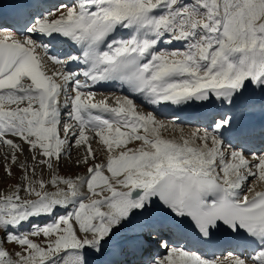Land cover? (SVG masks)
<instances>
[{"label":"snow or ice","instance_id":"obj_1","mask_svg":"<svg viewBox=\"0 0 264 264\" xmlns=\"http://www.w3.org/2000/svg\"><path fill=\"white\" fill-rule=\"evenodd\" d=\"M18 23L0 25V145L6 175L21 172L0 194V231L20 249L0 246V264H132L118 259L129 255L137 264H264V191L244 192L249 180L264 184V151L241 142L255 129L218 111L185 134L178 118L158 119L132 98L254 110L245 93L264 94V0H70ZM57 43L79 54L62 59L50 51ZM99 82L129 95L97 99L88 89ZM260 136L264 147V128ZM73 148L84 174H57ZM44 167L50 179L38 176ZM42 217L51 219L18 232ZM221 230L223 259L169 238L208 243ZM157 241L163 256L150 251Z\"/></svg>","mask_w":264,"mask_h":264},{"label":"rangeland","instance_id":"obj_2","mask_svg":"<svg viewBox=\"0 0 264 264\" xmlns=\"http://www.w3.org/2000/svg\"><path fill=\"white\" fill-rule=\"evenodd\" d=\"M62 133V131H61ZM63 135V133H62ZM25 155L28 154L27 152V146H25ZM92 147L94 149H96V155H97V162L104 159L105 157V153L103 151L100 150V145H98V141L97 140H94L92 142ZM7 147L4 146V145H0V194H4V193H7L9 191V189L15 185L16 183H18L19 181V178L21 177V172H20V169L16 166H12V175L11 176H8L6 175L5 173V157L3 155V153L5 151H7ZM83 153H81L82 155ZM19 155V154H18ZM70 155L72 157V160L70 161L68 159V156L67 154L65 155V157L61 160L60 162V165L58 167V169L56 168L55 166V163H54V169L56 171L57 169V174L61 175V176H75L77 174H84L85 172V168L84 167H77L75 164H74V160L77 156V151L76 149H72L71 152H70ZM20 159H24V156H20ZM59 171V173H58ZM37 172H38V176L42 175L44 179H50V170H48L46 167L43 168L42 172H41V169H37ZM2 190V191H1ZM48 190L49 191H54L55 190V186L54 185H49L48 186ZM21 196L23 198H29L28 196V193L26 192H21ZM68 210H71L70 208ZM59 211V212H58ZM57 211V215H62L63 214V209H58ZM51 219V217H46V219H41L39 221H35L33 220L31 223H24L21 225V227L18 229V232L19 233H22V234H27L30 230H31V227H32V224H44L47 222V220ZM27 225V226H26ZM3 238L6 239V233H4L3 231H0V246H3ZM34 240H36V242L40 243L42 242V240L44 239L43 237H30ZM10 244V246L8 245ZM7 250H9L10 252L11 251H18L20 249V246L19 245H14L12 243H7ZM222 256H226L225 254H222Z\"/></svg>","mask_w":264,"mask_h":264},{"label":"bare ground","instance_id":"obj_3","mask_svg":"<svg viewBox=\"0 0 264 264\" xmlns=\"http://www.w3.org/2000/svg\"><path fill=\"white\" fill-rule=\"evenodd\" d=\"M59 46H60L59 44H56L54 48H59ZM161 47L163 48V47H166V46L162 44ZM171 47L172 48H180V47H182V45L180 43H174ZM157 50H159V49H157ZM59 56L61 58H63L61 55H59ZM49 67L51 68L52 65H49ZM68 69L69 70H73V71L78 70L77 64L73 65L72 67L68 65ZM81 79L83 80V77H81ZM117 84L118 83L116 82V84H113L111 86V88H110L111 91H109V90L95 91V90H92L90 88L88 90L89 91H93L96 94V98L97 99H101L104 96H113L114 97V96L129 95V91H128V89L126 87H124L123 89L121 87V91H120V90H118V88H116ZM248 91H251V89H249ZM132 98L135 100V102H136V104L138 106V110H141V111H144V112L153 111L154 114L157 116L158 119L164 120L165 122H167V121H169V120L172 119V117L166 116L164 114V112L162 111V110H164V108L165 109L166 108H169L168 106H162L163 108L157 110V106H149V105H147L145 103H142V100L139 97H136V96L133 95ZM109 102L111 103L112 101L110 100ZM215 106H217L216 103H215ZM212 107H213V104L211 103V105L209 106V108L212 109ZM179 123L183 127L185 134H189L194 129H196V128H203V127H205L207 125V124H196V123H189V124H186L185 125L183 122H180V121H179ZM165 135L178 137L180 135V133H179V131L173 133L171 130H169L167 133H165ZM138 144H139V142H133V143H131L129 145V147H133L134 148ZM260 151H264V149L262 148ZM253 185H255V190L256 191H264V184H257L254 180H249L248 183H247V185L245 186L244 192L247 193V194H249V195H251V193H248V187L253 186ZM122 235H123V231L122 230L118 231V236H122ZM165 254H166V251H165V249H163L159 253V256H163ZM220 258H221V256H220ZM92 264H96L95 259L92 260Z\"/></svg>","mask_w":264,"mask_h":264}]
</instances>
